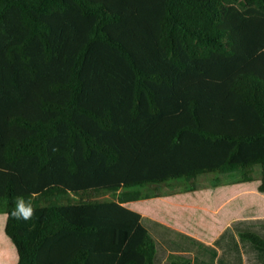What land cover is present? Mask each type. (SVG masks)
<instances>
[{"label":"trees","instance_id":"trees-1","mask_svg":"<svg viewBox=\"0 0 264 264\" xmlns=\"http://www.w3.org/2000/svg\"><path fill=\"white\" fill-rule=\"evenodd\" d=\"M252 182L264 0H0V216L35 209L0 219L14 264H155L143 216L183 230L209 190Z\"/></svg>","mask_w":264,"mask_h":264},{"label":"rangeland","instance_id":"rangeland-1","mask_svg":"<svg viewBox=\"0 0 264 264\" xmlns=\"http://www.w3.org/2000/svg\"><path fill=\"white\" fill-rule=\"evenodd\" d=\"M139 207L146 208L143 205ZM193 208L194 212L186 227H192L193 221L197 219L199 220L197 223H201L208 214V211L203 212V209L216 213L212 234L216 238V249L219 256L217 258L210 256L205 264H264V249L253 245L240 235L242 232H250L264 238V193L258 191L257 182L209 190V193L196 202ZM160 215L174 221L165 212ZM159 230L167 231L164 227ZM175 233L169 231L163 235L170 246L171 243L168 240L173 239ZM184 244H186L185 247L179 245V248H189V246L192 248L193 246L187 241ZM191 254L173 256L167 261L169 264H190L193 261ZM15 255V248L4 235L0 224V264H14ZM161 255L159 252V261L164 260V256L160 258Z\"/></svg>","mask_w":264,"mask_h":264},{"label":"crops","instance_id":"crops-1","mask_svg":"<svg viewBox=\"0 0 264 264\" xmlns=\"http://www.w3.org/2000/svg\"><path fill=\"white\" fill-rule=\"evenodd\" d=\"M254 188H255V186H254ZM202 211L203 212L204 211L212 212V211H209V209L208 210L203 209ZM213 213L216 215L215 212H213ZM198 221H199L198 219L196 221H193L192 227L187 226L186 228H184V230H180V229H177V228L170 226L167 223L155 221V219H153V218L143 216L142 224L148 229L150 235L155 240V244H156V255H155V259H154L155 264H157V262H159V264H169L168 263L169 261H167V259H170L173 256H179V255H183V254L189 255V254H191V252H193V254H191L193 261L190 264H205V262L208 260V258L210 256L217 258L219 256V252L216 249V238H215V236L213 237V234H212L211 241H203V240L199 239L196 235V229L198 226V223H197ZM159 223H161V224H159ZM161 227H164L165 229H167V231L163 232V231L159 230V229H161ZM169 231L176 232L174 234L173 239L168 240V241H170L171 246H170V244L167 243L165 237H163V235H165L166 232H169ZM186 241L190 242L191 245H193L192 248H190L189 245H188L189 248H184L186 246V244H184V242H186ZM179 245L184 246L183 249H180ZM187 251H189V253ZM159 252L162 254L160 256V258H162V256H164V260H162V261L158 260V253Z\"/></svg>","mask_w":264,"mask_h":264},{"label":"clouds","instance_id":"clouds-1","mask_svg":"<svg viewBox=\"0 0 264 264\" xmlns=\"http://www.w3.org/2000/svg\"><path fill=\"white\" fill-rule=\"evenodd\" d=\"M35 216V209L30 201H25L22 197L17 198L15 207L10 213H5L0 216V219L5 223L9 219L23 220L25 222L33 219Z\"/></svg>","mask_w":264,"mask_h":264}]
</instances>
